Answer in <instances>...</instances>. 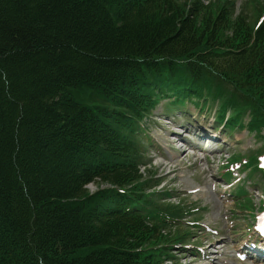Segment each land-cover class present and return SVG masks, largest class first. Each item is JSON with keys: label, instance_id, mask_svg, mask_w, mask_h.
Instances as JSON below:
<instances>
[{"label": "trees", "instance_id": "trees-1", "mask_svg": "<svg viewBox=\"0 0 264 264\" xmlns=\"http://www.w3.org/2000/svg\"><path fill=\"white\" fill-rule=\"evenodd\" d=\"M193 91L264 129V21L233 0H0V264H165L148 248L172 234L130 189L148 114Z\"/></svg>", "mask_w": 264, "mask_h": 264}, {"label": "rangeland", "instance_id": "rangeland-1", "mask_svg": "<svg viewBox=\"0 0 264 264\" xmlns=\"http://www.w3.org/2000/svg\"><path fill=\"white\" fill-rule=\"evenodd\" d=\"M233 1L237 10L235 14L245 11L249 20L255 22L253 8L251 4H248L250 0ZM257 1L261 3L259 8H264V0ZM172 100L173 98L168 97L159 100L151 118L144 123L145 133L142 134V137L151 144L149 150L145 152L144 158V162L150 167L146 184L160 183L161 185L157 187L158 190L168 189L171 194L169 201L174 204L179 201L186 205L193 204L196 208L191 217H187L188 222H194L200 218L202 220L201 228L195 229L194 226H191L193 231L189 236L185 230L177 231L184 237L182 242H188L187 247L176 246L174 242L169 243L170 249L179 250L177 264H192L191 260L193 261L197 255V246L201 244L204 247L210 245L215 250L213 254H216L217 260L213 262L212 256L205 260L200 257L193 264H264V262L259 263L255 258H249L247 262H242L237 259L236 255L239 251L243 252L244 248L242 247L247 244L249 239H252L251 241L255 239L259 244L254 229L263 230L255 221V215L262 209L260 204L264 203V178L260 177L258 173H252L251 177L245 179L246 174L251 172H246L244 165L246 160H250L249 155L251 154L256 158L250 162V167H256L260 161L264 162V131H250L248 127L246 128L244 126L246 118L243 115H240L239 119H242L238 125H233L234 121L229 120L232 127L223 128L224 126L220 125V120L225 115L227 117L230 114L229 117H231L233 112L220 114L221 109L217 101L210 100L207 103H203V101L205 102L203 99L197 102L195 100L185 101L183 104H177V109H175L169 107ZM179 125H183L189 131L194 130L198 125H203L206 129L205 140L190 139V134L184 132V138L176 139L179 141L178 144L171 145L169 137L172 134L168 133L172 129L179 131L177 128ZM174 138L173 136L171 139L174 140ZM194 140L197 141L198 146L204 149L208 147L209 143L213 144V147L204 151L195 148L188 149L190 145H193ZM180 141L184 142L179 144ZM180 145H182L181 149H185L183 156H181V149H178ZM238 157L240 159H237ZM227 158L228 160L225 161ZM177 164L179 165L175 168ZM168 165L172 166L171 171L167 167ZM233 165L236 166V170L241 169L240 177L242 178L235 186H232L231 182L227 184V181H230L229 178L236 177V171L224 174V171L230 170L229 167ZM238 165L240 166L238 167ZM155 173L157 175L153 177ZM244 180L245 182H243ZM102 186L106 187L105 184L96 182L90 184L88 190L92 193ZM176 191L187 198L180 200L176 196ZM164 196L166 197V195ZM147 199L149 201L156 200V198H149L148 195ZM205 225L221 230V234L209 232L204 227ZM262 237L264 235H261ZM190 250L194 252V256L191 255ZM262 255L264 256V253ZM257 258L260 259V256Z\"/></svg>", "mask_w": 264, "mask_h": 264}, {"label": "bare ground", "instance_id": "bare-ground-1", "mask_svg": "<svg viewBox=\"0 0 264 264\" xmlns=\"http://www.w3.org/2000/svg\"><path fill=\"white\" fill-rule=\"evenodd\" d=\"M201 130V127H198V128H196V130L195 131H193V132H190V139H192V138H196L197 137V135H198V138L200 137V131ZM172 133V130H170V133H168V134H171ZM169 136V135H168ZM176 138H174V140L173 141H170V144L171 145H176ZM190 148H195V146H193V145H190L189 146ZM209 147H212V144H209ZM179 149H181V148H179ZM201 150V149H200ZM181 152H182V155L181 156H183V154H185L184 152V150L183 149H181L180 150ZM202 151V150H201ZM178 165L179 164H177V166H175V168L176 167H178ZM167 167H169V169H170V171H171V169H172V166H170V165H168ZM211 169V168H210ZM169 171V172H170ZM203 246V245H202ZM204 247V246H203ZM207 247V246H206ZM206 247H204V248H206ZM209 248V253H211V251H212V247H208ZM201 253H202V255H201V258L202 259H206L207 258V256H208V253H207V250H205V249H203L202 251H201ZM219 264V263H218Z\"/></svg>", "mask_w": 264, "mask_h": 264}]
</instances>
